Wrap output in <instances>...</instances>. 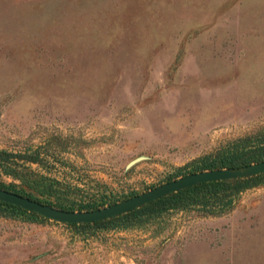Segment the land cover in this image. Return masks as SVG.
<instances>
[{"label":"rangeland","instance_id":"obj_1","mask_svg":"<svg viewBox=\"0 0 264 264\" xmlns=\"http://www.w3.org/2000/svg\"><path fill=\"white\" fill-rule=\"evenodd\" d=\"M239 139L264 146V0H0V150L44 158L5 186L100 209ZM0 264H264V175L129 228L2 207Z\"/></svg>","mask_w":264,"mask_h":264},{"label":"trees","instance_id":"obj_2","mask_svg":"<svg viewBox=\"0 0 264 264\" xmlns=\"http://www.w3.org/2000/svg\"><path fill=\"white\" fill-rule=\"evenodd\" d=\"M41 148H36L20 153H12L0 150V176H8L17 179L24 186H29L30 180L23 170L28 169L29 164H41L44 160ZM205 164L201 171L220 170L226 168H236L264 161V146L257 144L253 147L248 146L246 139L228 142L217 149L214 153L209 154L203 159ZM264 175V174H261ZM258 175V176H261ZM255 176V177H258ZM254 177L248 179H235L202 183L177 193L170 194L157 201L151 202L143 207L131 211L127 214L111 218L94 224L69 225L71 227H122L129 228L138 224L147 222L165 212L174 210H186L191 208L200 209L210 215H220L232 209L234 199L244 189L249 187V182ZM14 186H5L0 183V189L14 192L21 196L30 198L43 204V202L27 193L13 189ZM50 205V204H49ZM9 208L21 213H30L20 208L0 202V208ZM84 207V206H83ZM100 206L89 205L79 211L96 210ZM82 208V207H81ZM72 211L73 208H60ZM36 215L35 213H30ZM39 216V215H38Z\"/></svg>","mask_w":264,"mask_h":264},{"label":"water","instance_id":"obj_3","mask_svg":"<svg viewBox=\"0 0 264 264\" xmlns=\"http://www.w3.org/2000/svg\"><path fill=\"white\" fill-rule=\"evenodd\" d=\"M261 174H264V161L236 168L201 171L167 182L121 202L91 211H69L59 209L4 189H0V202L12 205L30 213H35L45 219L61 224H94L96 222L127 214L170 194L177 193L181 190L202 183L248 179Z\"/></svg>","mask_w":264,"mask_h":264}]
</instances>
